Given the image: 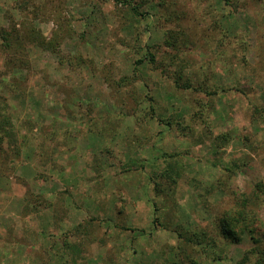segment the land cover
Here are the masks:
<instances>
[{
  "label": "rangeland",
  "instance_id": "1",
  "mask_svg": "<svg viewBox=\"0 0 264 264\" xmlns=\"http://www.w3.org/2000/svg\"><path fill=\"white\" fill-rule=\"evenodd\" d=\"M136 4L144 17L0 0V31L26 50L0 35V122L17 131L0 149V264H236L254 242H227L219 222L244 196L264 235V0ZM147 46L164 73L136 68Z\"/></svg>",
  "mask_w": 264,
  "mask_h": 264
},
{
  "label": "trees",
  "instance_id": "2",
  "mask_svg": "<svg viewBox=\"0 0 264 264\" xmlns=\"http://www.w3.org/2000/svg\"><path fill=\"white\" fill-rule=\"evenodd\" d=\"M117 4H122L126 8L132 12L134 17H144V14L140 12V6L136 4V0H111ZM158 6H164L163 3L158 2ZM1 38L3 40L4 49L7 53L18 54L21 53L22 55L26 53L23 45H21L20 41L18 40L17 35H13L6 30L0 31ZM167 48L174 50L175 53H180V37L178 34L172 32V35L169 39L166 40ZM187 45H183V48H186ZM161 46H147V53L144 55L143 59H139L135 61L136 68L139 67L142 63L148 61V63L158 67H162L161 70L164 73L165 69L163 68L166 64L165 62H159L158 55L161 53ZM10 50L11 52H9ZM178 57L174 55L170 57L169 60L175 62ZM159 67V68H160ZM184 66H180L175 72L174 75L176 79L174 81L175 86L179 89H191V82L189 80H185V73H184ZM2 114V110L0 109V117ZM6 119V117H4ZM16 129L10 118L6 122H0V149L1 145L4 142L5 134L10 138H14L16 136ZM2 150V149H1ZM255 207V201L253 198L244 196L239 201H237V210L232 214H228L222 217L219 222V228L221 230V235L223 238L232 244H238L242 241L245 234H249L250 239L254 242V248L251 249L240 261L236 264H264V235L260 234L259 231L257 232L256 229V222L259 221L257 218V213L253 209ZM202 235H194L188 236L186 238V244L188 246H192L198 249L201 247L200 252L207 254L208 248H216L213 242H209L207 238ZM206 246V247H205ZM199 250V249H198ZM201 254V253H200ZM183 256V254L181 253ZM191 253H186V259H188L189 264H199L192 257ZM184 261V260H183Z\"/></svg>",
  "mask_w": 264,
  "mask_h": 264
}]
</instances>
